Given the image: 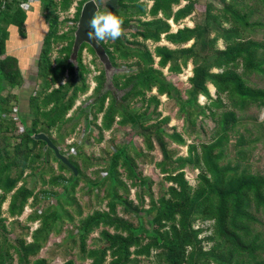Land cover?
I'll use <instances>...</instances> for the list:
<instances>
[{"label":"trees","instance_id":"16d2710c","mask_svg":"<svg viewBox=\"0 0 264 264\" xmlns=\"http://www.w3.org/2000/svg\"><path fill=\"white\" fill-rule=\"evenodd\" d=\"M30 1L0 0V264H13L6 252L13 232L17 264H50L52 258L39 257L40 252L69 225L65 241L48 249L55 260L56 249L65 242L73 249L77 241L81 263L264 264L251 250L264 241V171L254 163L256 151L264 156V121L241 119L264 111V86L259 84L264 83V0H207L212 22L205 17L175 34L162 19L149 29L142 20L146 1L121 0L123 12L116 15L124 21V35L115 42L97 41L111 66H96L88 96L91 70L82 62V51L95 53L82 44L76 61L70 59L87 0H78L74 18L63 21L60 13L77 0H40L48 33L37 56V75L23 94L15 91L23 88L25 77L19 61L7 54V29L14 25L27 38L25 6ZM148 1L154 2L150 15L161 11L174 24L201 11L197 0H183L186 4L175 12L172 7L182 0ZM69 22L72 29L61 33ZM161 36L175 49L159 47ZM147 41L156 44L153 49ZM188 64L194 69L184 98L163 69L181 74ZM201 95L210 102L201 105ZM82 96L84 103L74 108ZM164 96L193 128L190 140L204 135L200 120L211 118L212 140L188 144L160 110ZM20 121L25 130L19 129ZM117 123L131 128L128 143L116 145V138L100 157L88 155L94 137L101 145ZM38 134L57 145L77 173L46 142L36 140ZM172 146L187 148V157H179ZM145 166L153 167L161 180L146 176ZM185 169L198 171L195 186L186 180ZM92 194L105 208L84 215L78 195ZM27 207L32 212L23 222ZM197 221H211L213 235L201 238L205 228L195 227ZM95 232L98 238L89 249L87 241ZM204 242H212L210 249ZM63 262L75 264L69 258Z\"/></svg>","mask_w":264,"mask_h":264},{"label":"rangeland","instance_id":"374dc122","mask_svg":"<svg viewBox=\"0 0 264 264\" xmlns=\"http://www.w3.org/2000/svg\"><path fill=\"white\" fill-rule=\"evenodd\" d=\"M58 1V0H56ZM114 1V0H113ZM59 2V1H58ZM115 2V1H114ZM197 3H199L200 6V10L199 13H194L193 14V19H191L192 23L189 22V25L193 27V24L195 23V21L198 22H202L203 18L207 17L209 22H212L213 18L209 15V7L210 4L208 3L207 0H197ZM77 4H78V0L76 2H74V4L72 5L71 9L66 11V12H61L60 13V20H65V19H69L72 20L75 16L76 13V9H77ZM107 5H114L113 2L110 0L108 2ZM32 7H30L31 9ZM32 11L35 9H31ZM103 10V9H101ZM81 14V13H80ZM195 15V16H194ZM43 26L40 27L39 26V22L37 20H33L31 23V41L34 42L36 41V39L39 41L41 39V37L44 35V33L46 32V22H42ZM72 29V23H65V26L63 27V29L61 30V33H63L64 31L68 30V29ZM14 29V27H13ZM176 29H174V27H172V31L174 33ZM34 33V34H33ZM43 33V34H42ZM16 34L19 38H21L18 34V32L16 31ZM254 37H260V35H254ZM13 39V38H12ZM28 43L25 42L24 46H26ZM192 45V42H190L186 47H189ZM11 47V46H10ZM61 46H59L57 48V50L55 51V56H57L58 54V49ZM219 47L222 48V50H226V46H224L223 42L219 43ZM32 53H34V49L31 48L29 46V49L27 52H24L21 54L22 57L25 56H30L32 55ZM36 54V53H35ZM92 55L87 51V49L82 51V61L85 63H83L84 65H86L90 70H91V74L88 76V80L87 83L90 86V90L89 93L91 91V89H93L94 87V82H93V76L98 74V71L96 70V66L98 65V60H95V64H92ZM189 66H187L186 68L183 69V72L181 74H170L168 73L167 69H163L164 74L166 75V77L169 79V81L171 82V85L173 88H177L179 89V91L181 92V94H183L184 98H187V90L190 88V84L188 79L193 76V65L192 64H188ZM122 69V68H120ZM261 86H264V83H259ZM210 89L212 91L213 97L216 96V88L213 85H210ZM161 100L163 103V105L160 107V110L163 112V114L165 116H170V127H176L178 129V133L183 135L184 138L187 140L188 144H191L190 142L193 141L194 144H199L202 142H210L212 139V132H213V127L215 125V122L210 118L208 120H200V125H202L203 129H204V135H201L197 141L194 140H190V135L189 132H192L193 128L191 127L190 129L188 128V125H185L183 119H181L182 117H180V114L178 113V108L175 106L174 102H166L168 99L166 96L161 97ZM85 101V96L84 97H80L78 99V101L75 104L74 108H79L82 106V104ZM210 101L207 97L204 96H200L199 97V103L201 105H205L208 104ZM228 102V101H227ZM223 110V108H219V111ZM254 112V113H253ZM243 119H247V121H251V120H257L259 119V121H264V111L262 112H258V111H251L249 113V115H243V117L241 118ZM120 121V119H118V122ZM99 123H101V120L99 121ZM21 127L19 129L25 130L24 129V124L23 122L20 121ZM127 133H131V128L129 126H127L126 128L121 127V125L119 123L116 124L113 132L107 133L106 134V139L105 142L102 143L101 145H98L97 142H95L96 137H94L95 140H93L91 142L92 148L89 149L86 153L89 155L91 153H94L96 157H100L102 154V151L108 150L109 147H111V142L115 140V144L116 145H126V143H128V140L126 139L127 137ZM96 136H98L97 133H94ZM132 136V135H131ZM98 138V137H97ZM232 142H235L236 137H232L231 138ZM90 145V146H91ZM94 145V146H93ZM173 149H176L179 152V157H187L188 155V151L187 148H178L176 146H172ZM155 156L157 157L158 160H160V155L157 152L155 154ZM254 163L255 166L260 167L261 170L264 171V156H261L260 151H256L255 156H254ZM54 166L57 167V163H54ZM91 173V171H90ZM144 174L146 176H150L151 178H153L156 182H159L161 180V176L159 175V173L150 166H145L144 167ZM198 174L197 170H194V172H191L188 169H185V178L188 181V183L192 186L196 185V175ZM158 184V183H157ZM164 187L168 188L169 184L168 182L164 183ZM154 189L156 191L157 186H154ZM96 194L98 193L97 190L94 191ZM99 197H102V193L99 195ZM132 198L135 199V192H132ZM78 201H79V206L82 207V209L84 210V215H87L88 213H91L93 210H97L98 208H100L101 210H104L105 208V203L102 204L101 206H99L97 204L96 201V197L92 194L90 197H82L81 195H78ZM53 202H56L55 200ZM52 203V202H50ZM9 204H7L5 206V210L7 211ZM47 205H45L46 207ZM32 210L27 207L25 210V213L23 214V216L21 217V221L26 222L27 221V217L29 216V214H31ZM39 226V223H36L32 226V230L36 229V227ZM197 226H202L204 229V231L201 233L200 237H209L213 235V227H212V222L211 221H205V222H199L197 221L195 223V227ZM72 225L66 226L64 227V232L62 233V235H58V236H54L52 238V240H50V244L54 241V243H57L58 245L62 244V241L64 242L65 239L67 238V229H71ZM16 237V233H12V235L10 236V242H8V244L11 245L10 246L7 244L6 245V252L8 255L7 261L9 263V261H13V264H17L18 262V256L17 253L15 251V247L12 244H17V242L14 240V238ZM69 237V235H68ZM98 238V233L95 232L93 233V235L88 239L87 241V248H93V243L95 242V240ZM29 243L32 242V240H28ZM63 247L61 249H56L54 252L58 253L59 256L56 258V260L53 258V256L50 255V252L48 251V249L43 250L40 252L39 257H51L52 260L50 262V264H63L64 260L66 259H71L72 261L75 262V264H90L89 261H86L85 263H81L78 258H79V249H78V245H77V241H76V246L72 249L70 243H63ZM204 247L205 249H210V247L212 246V242H204ZM18 246V245H17ZM260 248H256L257 246L253 247V249L251 248V250H253L256 254L262 256L261 260L264 262V241L262 243H260L258 245ZM9 251V254H8ZM62 253V254H61ZM61 254V255H60ZM35 258H32V260H34ZM54 259V261H53ZM145 264V263H143Z\"/></svg>","mask_w":264,"mask_h":264},{"label":"crops","instance_id":"0c3cea01","mask_svg":"<svg viewBox=\"0 0 264 264\" xmlns=\"http://www.w3.org/2000/svg\"><path fill=\"white\" fill-rule=\"evenodd\" d=\"M110 0H108L109 2ZM113 2L114 5H105V7H107V9L111 12H113L114 14H120L122 11V8L119 6V3L121 2V0H111ZM142 1H146L148 3V8H147V15H145L144 17H142V20L143 21H146V22H149V29H154L155 27V24L153 23L155 20L157 19H162V20H166V22L169 24L170 26V33L171 34H175L178 30L182 29V27L186 26L188 27V29H192V26L189 25V22L192 23L191 19H193V14H191L189 17L183 19V20H180L177 24H174L172 18L170 19H165L163 17V14L162 12L160 11L157 16H152L150 15V9L152 8V6L154 5V2L153 1H148V0H142ZM76 2V1H75ZM186 4L185 1H181V4L180 6H173L172 9L173 11L175 12L177 9H179L180 7L184 6ZM84 5V4H83ZM30 7H32L33 9L35 10H31ZM83 7V6H82ZM42 3L40 0H38V3L36 2V0H31L26 6H25V10L27 12V20H26V23H25V26H26V31H27V38L26 39H22V38H19L16 34V31L18 32V29L17 27H15L14 25H11L8 27L7 29V36H6V41H7V54L11 57H14L16 58L19 63H20V66H21V72L24 74V77H25V84L23 85V88L21 89H16L15 91L18 92L19 94H23V91L26 87V85H28L31 81H35L34 78L32 76H36L37 75V72H36V61H37V56L39 54V51L42 47V43H43V39L44 37L47 35L48 33V23H47V20L45 19V17L43 16V13H42ZM103 9V8H101ZM77 10V9H76ZM82 11V10H81ZM33 20H37L39 22V26L42 27L43 25V21L46 22V32L44 33V35L41 37V39L38 41L36 39V41L32 42L31 41V23ZM194 26V24H193ZM14 27V29H13ZM172 27H174V29H176L173 33L172 31ZM19 34V33H18ZM34 34V33H33ZM43 34V33H42ZM20 36V35H19ZM13 38V39H12ZM140 41H143L142 38H139ZM27 42L28 44L26 46H24V43ZM148 45H149V48L150 49H153L154 46L156 44H153L151 41H147ZM67 45V44H65ZM159 47H166L168 49H171V50H174L175 47H173L172 45L168 44L165 42L164 40V36H161V42L159 44H157ZM188 45V44H187ZM186 45V46H187ZM11 46V47H10ZM29 46L31 48L34 49V53H32V55L30 56H25V57H22L21 54L24 53V52H27L28 49H29ZM61 46V45H60ZM186 46H183V47H186ZM39 48V50H38ZM61 48V47H60ZM59 48V49H60ZM86 49V48H85ZM84 49V50H85ZM57 50V49H56ZM72 50V49H71ZM79 52V51H78ZM36 53V54H35ZM57 56H55V54L53 55V59H55ZM95 57H97L95 55ZM95 57H92V64H95V60H98V65L100 63L99 59H95ZM83 62V61H82ZM84 63V62H83ZM85 64V63H84ZM104 66V65H102ZM98 75V74H97ZM96 76V75H94ZM93 76V77H94ZM94 87H95V83H94ZM93 87V88H94ZM93 89H91L90 93L92 92ZM89 91L87 93L86 96L90 95ZM85 96V97H86ZM84 97V96H82ZM168 102V101H166ZM54 236H52L51 238H53ZM52 240V239H51ZM51 242V241H50ZM53 248L54 247V241L49 245H48V248L46 249H49V248ZM45 249V250H46Z\"/></svg>","mask_w":264,"mask_h":264},{"label":"water","instance_id":"95a60500","mask_svg":"<svg viewBox=\"0 0 264 264\" xmlns=\"http://www.w3.org/2000/svg\"><path fill=\"white\" fill-rule=\"evenodd\" d=\"M94 12V6L91 3V0L85 1L81 14L76 24V29L74 31V40L72 45V50L70 54V59L72 62L76 61L79 48L82 44H87L92 48L95 55L99 59L100 63L104 65L105 69L108 70L111 66V62L109 56L106 53L104 47H102L97 40L89 39L88 32L90 29L88 28V20L90 16ZM36 140H42L46 142L56 153V156L61 159L66 165H68L71 169L76 172L75 166L70 163V161L60 153V150L57 145L51 142L44 134H38L34 137Z\"/></svg>","mask_w":264,"mask_h":264},{"label":"clouds","instance_id":"9594fccd","mask_svg":"<svg viewBox=\"0 0 264 264\" xmlns=\"http://www.w3.org/2000/svg\"><path fill=\"white\" fill-rule=\"evenodd\" d=\"M36 2L38 3V0ZM91 3L94 6V12L88 20L89 39L115 42L123 36L122 25L124 21L105 7L108 0H91Z\"/></svg>","mask_w":264,"mask_h":264},{"label":"built area","instance_id":"2783aa9c","mask_svg":"<svg viewBox=\"0 0 264 264\" xmlns=\"http://www.w3.org/2000/svg\"><path fill=\"white\" fill-rule=\"evenodd\" d=\"M20 128H22L21 126H20ZM22 130V129H21Z\"/></svg>","mask_w":264,"mask_h":264}]
</instances>
